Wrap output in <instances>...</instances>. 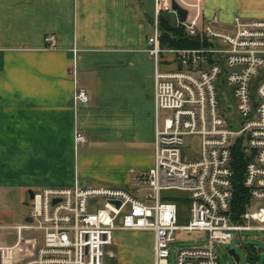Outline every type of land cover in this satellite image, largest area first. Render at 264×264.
<instances>
[{
    "label": "built area",
    "instance_id": "2783aa9c",
    "mask_svg": "<svg viewBox=\"0 0 264 264\" xmlns=\"http://www.w3.org/2000/svg\"><path fill=\"white\" fill-rule=\"evenodd\" d=\"M173 3L187 11L185 21ZM154 12L148 40L156 60L153 166L136 171L128 188L76 182L34 192L33 221L17 227L14 245L0 242V264H108L106 248L117 231L152 232L154 264H169L177 231L207 232L208 244L180 249L177 264H221L218 244L242 240L243 232L264 235V205L249 210L254 201L264 204V19L236 17L230 30H217L203 21L201 0H155ZM164 14L174 15L176 27L199 46H164ZM74 100L86 103L89 95L80 88ZM193 136L201 139V154L190 158L184 146ZM75 140L88 141L80 131ZM236 146L246 158L248 193L238 215L232 212ZM173 190L188 196H162ZM25 229L35 236L22 237Z\"/></svg>",
    "mask_w": 264,
    "mask_h": 264
},
{
    "label": "crops",
    "instance_id": "0c3cea01",
    "mask_svg": "<svg viewBox=\"0 0 264 264\" xmlns=\"http://www.w3.org/2000/svg\"><path fill=\"white\" fill-rule=\"evenodd\" d=\"M201 2L203 21L217 30L236 17L264 19V0ZM146 9L143 0H0V235L14 233L1 244L17 242L31 193L76 182L128 188L153 166L156 60ZM163 16L176 27L174 15ZM80 88L86 103L74 100ZM79 131L87 143L76 144Z\"/></svg>",
    "mask_w": 264,
    "mask_h": 264
},
{
    "label": "rangeland",
    "instance_id": "374dc122",
    "mask_svg": "<svg viewBox=\"0 0 264 264\" xmlns=\"http://www.w3.org/2000/svg\"><path fill=\"white\" fill-rule=\"evenodd\" d=\"M149 16L154 20L155 0H143ZM164 65V67H163ZM163 69L166 67L163 64ZM232 99V97H231ZM234 100V99H232ZM184 152L190 157H198L201 154V139L197 136L185 139ZM163 197L188 196L187 192L167 191L162 192ZM264 204L254 201L249 210H257ZM184 216L188 214V204L182 205ZM187 220V218H186ZM24 223V222H23ZM13 232L2 231L1 241H12ZM207 232L203 231H177L175 242L170 246L169 264H177V253L183 248H199L208 244ZM154 236L148 231H117L114 234L113 245L106 248L108 264H154ZM112 250L110 252L109 250ZM234 250L239 257L230 254ZM217 251L221 258V264H264V235L261 232H243L242 240L235 237L227 244H218Z\"/></svg>",
    "mask_w": 264,
    "mask_h": 264
},
{
    "label": "trees",
    "instance_id": "16d2710c",
    "mask_svg": "<svg viewBox=\"0 0 264 264\" xmlns=\"http://www.w3.org/2000/svg\"><path fill=\"white\" fill-rule=\"evenodd\" d=\"M160 24L163 30L162 44L169 47H197L199 40L195 37H189L180 27H174L168 17L162 16ZM246 165V158L239 146L233 150L232 166L234 169V200L232 212L235 215L240 214L248 200L247 190L243 186V173Z\"/></svg>",
    "mask_w": 264,
    "mask_h": 264
},
{
    "label": "water",
    "instance_id": "95a60500",
    "mask_svg": "<svg viewBox=\"0 0 264 264\" xmlns=\"http://www.w3.org/2000/svg\"><path fill=\"white\" fill-rule=\"evenodd\" d=\"M173 9L176 10L181 18L182 21L186 20L187 17V11L183 8H181L180 6H178L176 3H173ZM31 197H33V193H31ZM33 219L31 217H28L26 219V223H30L32 222ZM230 254H232L233 256H235L236 260L239 262V257L235 254L234 250L230 251Z\"/></svg>",
    "mask_w": 264,
    "mask_h": 264
}]
</instances>
